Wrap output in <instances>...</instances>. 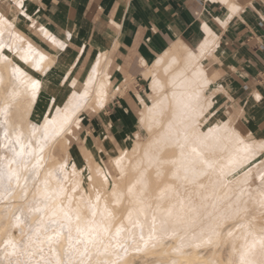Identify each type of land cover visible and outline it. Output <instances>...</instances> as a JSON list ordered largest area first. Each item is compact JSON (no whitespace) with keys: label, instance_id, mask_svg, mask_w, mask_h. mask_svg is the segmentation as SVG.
I'll list each match as a JSON object with an SVG mask.
<instances>
[{"label":"rangeland","instance_id":"rangeland-1","mask_svg":"<svg viewBox=\"0 0 264 264\" xmlns=\"http://www.w3.org/2000/svg\"><path fill=\"white\" fill-rule=\"evenodd\" d=\"M15 2L21 4V0H15ZM7 4L8 1L0 0V20L3 19L2 23L0 21V61L4 59V54L13 55L15 53V48L20 46L22 47V50L17 51V54H15V60H22L24 62V66L27 65L25 62L30 59L29 51H32V46L30 47L28 43H36L38 46H43L47 49L52 48L54 51L56 50L57 46L51 43L48 37H44L41 32H39V28L15 23L11 18L12 16H8L7 14L6 9L11 8L10 4L9 6ZM204 28L207 29L209 27L205 26ZM43 33L45 32L43 31ZM211 60L212 58L210 56L207 62L212 68L213 64ZM52 65H56V59L55 63ZM52 65L47 68L44 73H37L34 69L29 68L32 74H36L38 78L45 79L46 86H38L33 89L31 88L30 82L23 79L22 89H19L22 93H16L18 96L16 97L15 95V98L11 96V98L16 99L17 102L14 100L15 103L12 101L14 104L4 105L5 107L8 106L6 107L7 111L4 106L1 111H4L6 115L4 112L1 113L3 115L0 118V122L2 121L1 123H4L5 125L3 124V126H1L0 124V127L6 132H3V135H0V172L5 173L4 176L0 177V264H57V261H60L61 264H65V260L66 262H69V264H119L122 259L129 256L133 260V264H158V262L172 259H175L174 261L178 262L181 258V253L179 251L180 249L175 247L176 243H174V241L177 240L179 242H184V251L196 248L198 254L202 257V259L206 258L208 264H220L218 259L219 257L225 262L227 261L226 264H264V167H262V165L264 166V163H260V161H263L264 159V140L249 139L246 137L236 124L231 122L233 121L232 117L228 118L229 120L232 119L230 122L228 119L225 121H228L229 124L226 123V125L216 127L218 126L217 123L219 119L213 116L214 103L205 111L201 110L200 120L204 121L206 124L213 123V125L220 129L219 131L221 132H217L215 135L216 138H214V136L209 137V142L206 141L207 147L206 144L202 147L204 152L199 149V145L192 144L190 151L191 157L188 159V162L189 164H194L197 168L205 169L207 168V158H210V156L213 158L211 152H213V155L217 154V157H220L221 159L214 157L215 159H218V162L212 168H209L210 171L209 174H207L208 176L206 175L207 177H204L205 179H211L213 184L212 182L211 184L209 183L210 180L208 182L200 180L196 184L191 185V189L188 185H184L185 187L188 186V188H186L188 190H186L185 187L179 190L178 197L167 206L161 205V201L163 199L157 200L158 198L155 199V201H152V205H149L147 200L142 199L141 190L139 188L135 187V185L129 186L127 191L132 195V201L130 206L127 208V213L123 216V219L117 223L118 227L120 226L119 228H122V231L117 238L115 235L117 226H112L116 220L115 218L113 219L108 217L105 211L106 208L112 211V206H109L108 208L107 203L102 202L101 204L99 203V200H97V195L100 197L99 185L96 183L94 178H91L89 167L87 165V163H89L88 156L92 153L94 155V159L101 163L102 169L99 168V174L102 175V177L104 175L103 173H105L106 176L110 175L109 177L112 180L111 188H114V186L121 179V172L118 168L116 169L114 167L115 165L112 164L110 157L111 155L114 156L115 161H113L117 164V166H120L122 160H124L122 153H119L116 142L114 144L112 143V146H109L111 145L109 142L103 141L104 137H93L94 134L87 125L88 117L97 112L111 97L109 95V88L111 85L106 74L107 66L105 68L100 66L94 68L92 66L84 83H76V80H73L71 77L65 79V90L68 91V93L56 94L54 91H57L58 88H55L56 90L51 89V93L44 97L42 91L49 88L47 82L48 77L51 76V70L54 67ZM145 69L146 67L144 66V71ZM208 71L211 73V69ZM143 78L142 87L144 93L142 96L149 101V80L144 75ZM96 85L97 87L99 86L98 89L95 88ZM95 89L97 90V96L91 98L92 94L95 93ZM12 90L15 91V89ZM159 96L160 95L154 97L159 98ZM138 98L141 102L140 110L142 111L144 110L145 103L141 100V96H138ZM86 100L89 101L87 102ZM87 103H89V107L84 109ZM64 107L69 109L71 108V111L65 112L67 109ZM8 108L11 109L8 110ZM88 108H93L97 111H85ZM62 112H64V115ZM69 112L71 113L69 114ZM132 112L135 119L127 128L123 137L124 140L119 142L120 147L123 149H128L133 146L136 138L135 133H141L144 137H147L145 129L143 126L139 125L138 115L134 111ZM72 113H75L73 114V116L75 115L74 117L70 116ZM65 114H68V117ZM76 117L79 118V120H77L79 123L73 121L74 118L76 120ZM3 118L5 119L3 120ZM70 121L77 123V126L72 122L70 123ZM185 122L191 123V120L187 121V119H184V123ZM230 123L233 125L231 126ZM35 124L37 125L36 127L34 126ZM68 124H70L69 127L66 126ZM53 125L56 126L53 127ZM209 126L210 125H207L205 130H208ZM36 128L38 130L41 129L40 133H37L39 131ZM54 128H56V131L53 130ZM66 128L69 130H66ZM227 128L231 129L228 130ZM61 129H65L67 132H63ZM48 130H52L57 133L54 136L53 134L55 133L51 132L53 134H50ZM226 130L229 131L227 132L229 134L225 133ZM223 132L224 134H222ZM236 132L239 136L236 135ZM62 133H65V138H69L70 140L68 146L69 149H66L64 145H61L62 149L59 146L56 147L55 152L61 157V159L55 166V174L59 172L56 175L57 178L59 177L58 180H62L61 183H64L65 185L69 184L67 186H60L58 187L59 189L57 188L56 190L50 188L51 192L48 193L46 192L47 190L49 191V187L47 189L45 188L41 192L42 194L39 195L38 201L36 202L38 205L41 203L42 208L36 207L38 208L36 210L34 206L35 209L34 212H32V216H30L31 218H27L26 211L19 203L21 201L17 202L13 199L12 194L14 193V187H18L17 184L19 182L17 181L23 180L22 176H25L26 172H29L30 174L31 172L38 173L40 171L41 168L38 167H42L43 162L46 161L43 151L48 147V145L45 144L53 143ZM88 135H91L94 138V141H91L88 138ZM217 135L219 136L218 138ZM230 137H232V140ZM52 138L53 142H51ZM83 140L85 141V147L88 151L82 150L79 153L76 147H79L81 141ZM221 140H223V143L220 142ZM227 141L229 144H226ZM72 142V149L75 151L73 154L70 153ZM102 142L106 147L104 149L105 151H101L100 149ZM261 142L263 143L261 144ZM5 145L8 147H5ZM213 145L215 151L211 150V148L213 149ZM32 146L34 148L33 151H36L34 152V155L30 152L32 151ZM41 146L47 147H45L42 151ZM209 146L211 147L209 148ZM215 147L218 149L216 150ZM14 152H22L23 154L21 156H15ZM29 154L35 158L37 157V154V160H41L39 161L41 162L39 163L40 165L37 164L38 161H36L34 157H31L32 159L30 158L29 160L30 156H28V158L26 157ZM41 155L44 156L42 157ZM41 157L44 161H42ZM259 159L260 161H258ZM32 161H34L33 163H36L38 166H36V164L33 165ZM63 161L64 163L66 162V165L64 166V164H62L59 166V164L63 163ZM77 161L79 162L80 167L83 168V176L86 181H88V185H91L94 188L93 195H91L88 190L83 188V185L79 180V174H76V170H73ZM27 163L32 164L33 166L31 165V167ZM25 164H27V168H25ZM242 164L246 165L245 167L243 166L244 168L242 167L239 169ZM60 167L61 170L59 169ZM62 167H65L64 170ZM29 168L30 171H26V169L29 170ZM233 168L240 170L238 173L234 174L230 178V182L228 181V184H226L227 192L231 191L233 193H230L229 195L227 193L228 197L226 198L225 196L224 198L222 196L218 197L217 187L219 186V183L225 178L227 174L226 172L232 170ZM258 168L262 169V172L260 170L258 172ZM185 169L186 167L184 166V170ZM242 169H244V173ZM178 170L184 172L183 169ZM256 170V173H259V175L255 173ZM9 171L15 174L10 180L6 175ZM63 171L64 174L61 173ZM72 172L74 174H72ZM34 173H32L33 177L31 175H29V177H24L26 180H23V182L31 180L32 178L31 183H36L39 178L34 177ZM260 175L262 177H259ZM65 178H67V181ZM260 178L262 179V182L260 181L262 185L257 182L261 180ZM72 179H76L77 181L74 183V180ZM70 180L73 182L71 183ZM73 183L74 187H72ZM243 184L247 186L241 187ZM88 185L86 184L85 186ZM235 186L237 189L234 188ZM64 187H68V193H72L73 195H66V188L64 189ZM71 187L76 191H71ZM69 188L71 189L69 190ZM240 189H242L241 192L239 191ZM63 190L64 193L62 195ZM97 190L99 192L98 194H96ZM44 192L51 196V198H48ZM114 192L115 197L112 198L113 202H120L124 199V192L119 190H115ZM74 193L78 195L79 198L81 197L80 201L86 208L89 209V214L87 216L84 217L79 213V209L81 207L74 202ZM56 194H60L61 197H59L60 195H57V197ZM235 194H237V196H235ZM245 196L250 197L244 198ZM46 198L49 199H47V202ZM56 200L59 201L58 204ZM23 202L24 201L21 203ZM44 207H46V210L50 209V212L45 210L47 212L46 214L45 211H43ZM42 211L46 215H44ZM52 211L54 213H52ZM245 211L247 213H245ZM93 212L95 213V216H93ZM66 213H68L67 215L71 217V220L65 218ZM77 216L80 217L79 221L76 219ZM53 220L57 222L54 225L51 223ZM91 223H93V227L90 226ZM61 224L65 225L63 229L60 228ZM141 224L143 226V231L141 229L137 231L136 227L141 226ZM174 224L183 227L182 231L184 230V233H181L182 235L180 237L176 236L177 233L175 231L173 232L169 230ZM220 224L222 226L224 225L225 228L223 226V233H218L219 235H217V232L219 231L218 226ZM94 226H103L108 228L109 231L107 235L104 234V236L103 232L99 231L98 228L95 229ZM164 226L167 227L165 228L168 229L167 231H164ZM82 227H86L81 229L84 233L83 236L81 235V232L77 231V228ZM156 227L162 229L157 230L155 229ZM58 232L60 235L57 238L56 234ZM94 235L97 240L94 241V244L88 243L86 246L83 241L91 239ZM162 236L165 240H163V242H167L166 245L169 246H161L160 241L162 240L159 241V239ZM69 237H71V239H69ZM101 237L103 239L105 238L104 241ZM141 237H143V239H141ZM49 238H51V240ZM168 240L170 241V244ZM117 245H122L123 247H117ZM151 246L154 247L153 249L156 251L147 254L146 250ZM86 248L87 251L85 250ZM105 249H107L106 253ZM136 249H139V251H136ZM70 250L71 252L69 253ZM207 259H209L210 262ZM183 264L196 263L194 261L189 263L184 260Z\"/></svg>","mask_w":264,"mask_h":264},{"label":"crops","instance_id":"crops-1","mask_svg":"<svg viewBox=\"0 0 264 264\" xmlns=\"http://www.w3.org/2000/svg\"><path fill=\"white\" fill-rule=\"evenodd\" d=\"M6 1L15 23L39 28L57 46L55 51L49 48L56 65L44 97L55 88L56 94L68 93L65 79L84 83L92 66H107L111 97L98 111H85H97L87 125L93 137H104L109 146L116 142L121 148L119 142L135 119L132 111L141 116L138 96L145 105L152 104V80L167 78L161 58L178 43L196 55L190 60L193 69L198 64L210 76L218 73L209 88L217 91L213 116L219 121L235 116L246 137L264 140V82L259 79L264 70V0ZM143 75L149 80V101L142 96ZM93 137L88 135L91 141ZM85 146L83 140L76 148L80 153Z\"/></svg>","mask_w":264,"mask_h":264},{"label":"bare ground","instance_id":"bare-ground-1","mask_svg":"<svg viewBox=\"0 0 264 264\" xmlns=\"http://www.w3.org/2000/svg\"><path fill=\"white\" fill-rule=\"evenodd\" d=\"M0 21L2 23L3 19L0 20ZM45 33L48 35L47 32H45ZM28 45H30V47L32 46V51H29L30 59L27 62H25L27 65L24 66V62L22 60H15V54H17V51H21L22 50V47H20V46L15 48V50H14L15 53L13 55L4 54V59H2L0 61V118L3 115L1 113L4 112V111L1 112L3 106L6 105V104H14L15 103L14 100H16V99H14L15 95H16V97L18 96L16 93H22L21 91H19V89H22L21 87H22L23 79H26V80H28L30 82L31 88H33L32 84L34 82L38 86H46L45 79L38 78L36 76V74H32L29 68L34 69L37 73H44L47 68L51 67V65L53 63H55L56 57H55V52L54 51H52L51 49H47V48H45L43 46H38V44H36V43L35 44L34 43H30L29 44L28 43ZM178 49L181 50V52L184 53V55L182 54L180 56V55H178V54H176L174 52V51H176ZM195 56L196 55L188 47H186L185 45H183L181 43H178L177 48L173 49L172 52H169V53L165 54L164 56H162L161 62L163 64V67H164L165 72L167 74V78L161 79V78L156 77V78H154V80H152V82H151L152 92L150 94V97L153 99L152 104H146L145 107H144V110H142L141 116L138 118L139 119V125L143 126V128L145 129L147 137H144L143 134H141V133H135L136 134V138H135L134 144H133V146L131 148H128V149L118 148L119 153H122L123 158H124V160H122L120 166H117V164L114 163V161H115L114 160V156H112V155L110 156L111 160H112L111 161L112 164L115 165V166L114 165L113 166L116 169L118 168V170L121 172V174H120L121 175V179L119 180V182L116 185L113 184V185H115L114 188L112 187L113 189L111 188L112 180L109 177L110 175L106 176L105 173L102 172L103 170L101 172L105 176L103 175V177H102V175L99 174V168L102 169L101 163H99L98 161H96L94 159V155L92 153H91V155L88 156L89 157V160H88L89 163H87V165L89 167L91 178H94L96 183L99 185V191H100L99 203H101V204H102V202L107 203L108 204V208H109V206H112V212H113V215H114L115 220H116V222L112 225L113 227H115V226L118 227V224H117L118 221L123 219V216L127 213V208L130 206V203L132 201V195L130 193H128V191H127L129 186H131V185H135V187H137V188H139L141 190L142 199L147 200L149 205H152V203H153L152 201H155V199L158 198L157 200L163 199L161 201V205L167 206L170 203H172V201L174 199H176L178 197V191L183 189L185 187L184 185H188L189 188H190L191 185L196 184L200 180L207 181V182L210 180L209 181L210 184L212 182L211 179H208V178L205 179L204 177L207 174H209V171H210L209 168H212L214 165L217 164V162H218L217 160L218 159L214 158V157H217V154H215L216 155L215 156V155H213V152H211L213 158H211V156H210V158H207L208 159L207 164H206L207 168H205V169L197 168L194 164H189V162H188L189 161L188 159L191 157V155H190L191 145L192 144L199 145V149L202 150L203 149L202 147H204L205 144H206V147H207L206 141L209 142L208 141L210 139L209 137L214 136V138H216L215 135L220 130V129L216 128V127H219V126H222V125H226V123L229 124V122L232 119H233L234 122L233 121H231V122L234 124L236 118H235V116L233 118V116L231 115L228 118L232 117V119L229 120L227 118L229 120V122L228 121L225 122L227 119L222 120V121H218V123H217L218 126H216V127H215V125H213V123L206 124L204 121L200 120V114H201L200 111L201 110L205 111L206 109H208L215 102L214 101V95L216 94L217 91L210 92L209 88L211 87V85L213 84L215 79L217 78L218 73L215 72L214 74H212L210 76L206 71L200 69L198 64H195V68L193 69L192 66L194 65V63H192V61H190V60L195 59L196 58ZM41 57H43V59H41ZM188 58H189V60H188ZM52 66H54V65H52ZM97 85L95 87L96 89H98V87H99V86L97 87ZM12 89H15V91H13ZM96 89H95V93L93 92L94 94H92L91 98L97 96L96 95V93H97ZM157 95H160L159 98L154 97V96H157ZM11 96H13L14 98H11ZM19 99H21V98H19ZM86 101L88 102L89 100H86ZM16 102H17V100H16ZM6 107H8V106H6ZM87 107H89V103L86 104L84 109L87 108ZM64 108L67 109L65 112L71 111L70 110L71 108L70 109L66 108V107H64ZM9 109H11V108H8V110ZM6 111H7V108H6ZM82 111H83V109H82ZM62 113L64 115V112H62ZM70 113L71 112H69V114ZM4 114H5V112H4ZM73 114H75V113H72L70 116L74 117L75 115L73 116ZM65 115H67V117H68V114H65ZM3 117H5V116H3ZM77 118L78 117H76V120L74 118L73 121L79 123V121H77V120H79V118L78 119ZM4 119L5 118H3V120ZM184 119H187V121L191 120V123L190 122H185L184 123ZM47 120H48V118H47ZM71 120H72V118H71ZM49 121H47V122H49ZM73 121H70V123L71 122L74 123ZM1 122H0V124H1V126H3L4 123L2 124ZM232 123H230L231 126L233 125ZM74 124L76 125L77 123H74ZM207 125H210V126H209L208 130H205V127H207ZM34 126L36 127L37 125L35 124ZM55 126L56 125H53V127H55ZM66 126L69 127L70 124H68ZM71 128H72V126H71ZM231 128H227V129L229 130ZM0 129H1V127H0ZM55 129L56 128H54L53 130H55ZM37 130H36V132H37ZM66 130H69V129L66 128ZM66 130L64 129L62 131L64 132ZM0 131H1L0 135H3L2 133L6 132L3 129H1ZM38 131L39 132H37V133H40L41 129H39ZM48 131L50 132V134L55 133L52 130H48ZM51 132H53V133H51ZM68 132H71V131H68ZM219 132H221V131H219ZM227 132H229V131L226 130L225 133L229 134ZM234 132H235V130H234ZM237 132H236V135L239 136V134H237ZM56 133L53 134V135L55 136ZM222 134H224V132ZM57 135H59V134H57ZM160 136H162V137H160ZM221 136H223V135H221ZM232 136H233V134H232ZM218 137L219 136L217 135V138ZM230 138L232 140V137H230ZM222 141L223 140H221L220 142L223 143ZM49 142H50V140H49ZM51 142H53V138H52ZM69 143H70L69 138H65V133H62V134H60L59 138L56 139L53 143H49V144L46 143L45 145H48V147L45 146L47 148L44 151H43V149L45 147H42V146H44V145H42L41 149L44 152L43 154H45L46 161H44L43 158H42L44 155H41L42 156L41 157L42 161H44V162H43L42 167H38V168H41L40 171L38 173L31 172L30 174H29V172H26L25 176L23 175L24 172L22 173L23 180H26L24 177H29V175L32 176V173H34V177H38L39 179H37L36 183H33V184L31 183L32 182L31 181L32 178H31V180H27L25 182H23V180H21V181L18 180L17 181V182H19L17 184V186L19 188L18 187L16 188V186L14 187L15 189L13 191L14 193L12 194V196H13L14 201H17V202L18 201H21V202L24 201L23 203H21V202H19V203L22 205V207L26 211L27 218L32 216V212H34V209L36 207H41L42 208V206H41L42 204L39 203L40 205H38V203L36 204V202L38 201L39 195L42 194L41 192L45 188L47 189L49 187V191L47 190V192H46V193H48V192H51L50 188L53 189V190L54 189L56 190L58 187L65 185L64 183H61L62 180H60V179H59L60 181L58 180L59 177L58 178L56 177V175L59 172L57 171L58 173L55 174V166L57 165L58 161H60V159H61V157L55 152V149H56L57 146H59L61 148V145H64L66 149H69V147H68ZM221 143H219V144H221ZM262 143L263 142H261V144ZM226 144H229L228 141L226 142ZM216 146H218V145H216ZM206 147H205V149H206ZM210 147L211 146H209V148ZM212 147H213V149L211 148V150L215 151L214 150V145ZM227 147H228V145H227ZM230 147H231V145H230ZM31 148H32L31 149L32 151H30V152H32L33 153L32 155H34L35 154L34 152H36V151H33L34 150L33 146ZM105 148L106 147L103 144L102 145V149H105ZM35 149H36V147H35ZM217 149L218 148H216V150ZM82 150L83 151L84 150L88 151L86 149V147L81 149V151ZM208 151H210V150H208ZM221 152H222V150H221ZM70 153L73 154L74 151L71 149ZM28 156H30L29 160H30L31 157H34V156H31V154L27 155L26 157L28 158ZM36 156L38 157L37 154H36ZM119 156H121V155H119ZM218 156H220V155H218ZM37 157L36 158L34 157L36 159V161H38ZM217 158L221 159L220 157H217ZM260 159L258 161H260ZM39 161H41V160H39ZM39 161H38L37 164L41 163ZM223 161H224V159H223ZM33 162L34 161H32L33 165L36 164V163H33ZM262 162L264 163V159H263V161H260V163H262ZM65 163L63 161V163L59 164V166H61L62 164H64V166H65L66 165ZM27 164H25V168H27ZM32 164H28V165L31 166ZM37 164H36V166H38ZM245 165L246 164H242L239 167V169H241L243 166L245 167ZM184 166L186 167L185 170H184ZM74 167L75 168L74 169L72 168V169L76 170V172H77L76 174H79L80 178H79V176H78V178L80 180V183L83 185V188L85 190H88L90 192V194L93 195L94 194V188H93V186L88 185V183H87L88 181H86V179L83 176V168L80 167L78 161H77V163L75 164ZM262 167H264V166L262 165ZM30 168H29V170L26 169V171H30ZM62 168L64 170L65 167H62ZM59 169L61 170V167ZM178 169H183L184 172H181ZM242 170H243V173H244V169H242ZM242 170H241V172H242ZM259 170L262 172V169L258 168V172H259ZM34 171H36V170H34ZM239 171L240 170H236V169L233 168L232 170L226 172L227 174H226L225 178L219 183V186L217 187L218 197L222 196L224 198V196H225V198H226V197H228L227 193H228V195L230 193L231 194L233 193L231 191L227 192V185L226 184H228V181L230 182V178L234 174L238 173ZM256 172H257V170L255 171V173ZM61 173L64 174V171L61 172ZM72 174H74V173L72 172ZM76 174H75V176H76ZM261 174H263V173H261ZM67 175H69V174H67ZM257 175H259V173ZM241 176H242V174H241ZM259 177H262V176L260 175ZM91 178H89V179H91ZM65 179L67 181V178H65ZM68 180H69V178H68ZM72 180H74V179H72ZM75 181H77V180L75 179L74 183H75ZM260 181L262 182V179L257 181V182L260 183ZM33 182H35V181H33ZM70 182H71V180H70ZM74 183H73L72 187H74ZM22 184H23V186H22ZM86 184L88 186H85ZM212 184H213V182H212ZM260 184L262 185V183H260ZM67 185H65V186H67ZM243 185L241 187H246L247 186V185L245 186V184H243ZM188 186H186L185 189L188 188ZM238 186H240V185H238ZM69 187H70V185H69ZM65 188H66V193H65L66 195L72 194V193H68V187H64V189ZM71 188H69V190ZM209 188H212V187H209ZM234 188L237 189L236 186ZM234 188H232V189H234ZM74 190L75 189H73V188L71 189V191H74ZM115 190H119V191L124 192L123 196H125V197L119 203H115V202L112 201V198L115 197V192H114ZM186 190H188V189H186ZM232 191H234V190H232ZM239 191L241 192L242 189H240ZM53 192H55V191H53ZM63 193H64V190L62 192V195H63ZM98 193L99 192L97 190L96 194H98ZM51 194H53V193H51ZM46 195L48 196V198H51V196H49L48 194H46ZM57 195L59 196L60 194H56V196ZM240 195L242 196L241 193H240ZM232 196H234V195H232ZM235 196H237V194H235ZM59 197H61V195ZM248 197H250V196H248ZM248 197L245 196L244 198H248ZM48 198H46V202H47ZM80 198L76 194L73 196L74 202L81 207L79 209V213L85 217V216H87L89 214V209L86 208L83 205V203L80 201ZM53 199H55V198H53ZM57 199H60V198H57ZM63 199H65V198H63ZM41 201H42V198H41ZM58 202L59 201H57V204H58ZM4 206H5V204H4ZM34 206H35V208H34ZM44 206H45V204H44ZM0 207H1V205H0ZM44 208H43V211L46 210V207H44ZM37 209L38 208H36V210ZM68 210H69V208H68ZM242 210H243V207H242ZM246 210H247V208H246ZM43 211H42V213H43ZM46 211L50 212V209L46 210ZM46 211H45V213L47 214ZM239 211H241V210H239ZM23 213H24V211H23ZM52 213H54V212L52 211ZM245 213H247V212L245 211ZM46 214H44V215H46ZM51 215H53V214H51ZM48 217H50V216H48ZM54 217H55V215H54ZM57 217H58V215H57ZM92 224L93 223H91V225H90L91 227H93ZM78 226H79V224H78ZM223 226L221 224L218 226L219 227V231L217 232V235L223 233V231H224V229L222 228ZM94 227H95V229L98 228V230L100 228V226H98V227L94 226ZM117 227H116V229H117ZM142 227H143L142 224H141V226L136 227L137 231H139L140 229L142 230ZM84 228H86V227H84ZM84 228L82 227L80 229H84ZM165 228H167V227L164 226V229ZM224 228H225V226H224ZM89 229H90V227H89ZM152 229H153V226H152ZM155 229L158 230V229H162V228H159V227L157 228L156 227ZM182 229H183L182 226L174 224L171 227V229H169V230L173 231V232L175 231L177 233L176 236L180 237L182 235L181 233H184V230L182 231ZM92 230H94V229H92ZM98 230H96V231H98ZM144 230H145V228H144ZM167 230L168 229H165L164 231H167ZM96 236H98V235H96ZM112 236H114V235H112ZM161 238H163V236ZM161 238L159 239V241L162 240V241H160L161 242V246L162 247L169 246V245H166L167 242H163L164 238L163 239H161ZM52 239H54V238H52ZM104 239L102 238L103 241H104ZM95 240H97V239H95ZM174 243H176L175 247L180 249V250L177 249L181 253L180 254L181 258L179 259V261L178 262L174 261L175 259L174 260L173 259L172 260H168V261L164 260V261L158 262V264H183L184 260H186V262H189V263H192L194 261L196 264H208V262L206 261V258L202 259V257L198 254L196 248L190 249L189 251H186V250L184 251V242H179L177 240V241H174ZM23 244H25V243H23ZM169 244H170V241H169ZM153 248L154 247L151 246L147 250L145 249L147 251V254L155 252L156 250L153 249ZM171 251H173V250H171ZM70 252H71V250L69 251V253ZM214 252L216 253L215 250H214ZM105 253H106V251H105ZM59 255H60V253H59ZM68 255H67V257H68ZM121 259H122V257H121ZM154 259H156V258H154ZM218 259H219L220 264H226V262H227V261L225 262L220 257ZM207 260L209 261V259H207ZM102 261H104V260H102ZM64 262H66V260ZM119 264H133V260L129 256V257H126V258L122 259ZM209 264H211V263H209Z\"/></svg>","mask_w":264,"mask_h":264},{"label":"snow or ice","instance_id":"snow-or-ice-1","mask_svg":"<svg viewBox=\"0 0 264 264\" xmlns=\"http://www.w3.org/2000/svg\"><path fill=\"white\" fill-rule=\"evenodd\" d=\"M20 7H22V5H20ZM41 59H43V57H41ZM32 87H33V89H35L36 87H38V85L34 82L32 84ZM257 99H260V97H257ZM5 147H8V146L5 145ZM22 154H23L22 152H19V153L14 152L15 156H21ZM4 175H5V173L0 172V177H2ZM6 175H7V178L10 180L12 178V176L15 175V174L9 171V172L6 173ZM96 198H97V200H99L100 199L99 195H97ZM116 203H119V201H116ZM105 211H106L108 217H111L113 219L115 218L112 211L108 210L107 208L105 209ZM93 216H95L94 212H93ZM65 218L68 219V220H71V217L68 216L67 213L65 214ZM76 219H77V221H79L80 217L77 216ZM51 223L54 225L57 222L55 220H53ZM64 227H65V225H63V224L60 225L61 229H63ZM77 231L81 232L82 236L84 235V233L82 232V230L80 228H77ZM99 231H102L103 234L106 235L109 230H108V228L101 226ZM121 231H122V229H120V228L116 229V234L115 235H116L117 238L119 237ZM56 235H57V237H59L60 233L58 232ZM49 239L51 240V238H49ZM69 239H71V237H69ZM95 239H96V237L94 235L91 239L84 240L83 242L87 245L88 243H94ZM141 239H143V237H141ZM117 247H123V246L122 245H117ZM85 250L87 251V248ZM105 251H107V249H105ZM136 251H139V249H136ZM57 264H61V262L57 261ZM65 264H69V262H65Z\"/></svg>","mask_w":264,"mask_h":264},{"label":"built area","instance_id":"built-area-1","mask_svg":"<svg viewBox=\"0 0 264 264\" xmlns=\"http://www.w3.org/2000/svg\"><path fill=\"white\" fill-rule=\"evenodd\" d=\"M260 81L264 82V70L260 73Z\"/></svg>","mask_w":264,"mask_h":264}]
</instances>
